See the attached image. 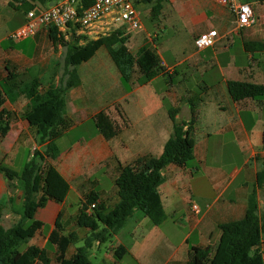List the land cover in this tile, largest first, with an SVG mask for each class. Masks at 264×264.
<instances>
[{
    "label": "crops",
    "instance_id": "1",
    "mask_svg": "<svg viewBox=\"0 0 264 264\" xmlns=\"http://www.w3.org/2000/svg\"><path fill=\"white\" fill-rule=\"evenodd\" d=\"M54 2L0 0V82L7 80L17 88L38 77L45 90L68 78L67 49L50 39L53 26H43L23 39L10 38L24 23L28 10ZM246 2L254 10L255 21L236 33V16L225 5L213 0H164L154 16L163 33L160 38L155 33L159 40L153 47L167 73L160 72L146 83H138L136 68L132 82L124 84L104 46L75 66L80 82L67 88L64 110L73 124L56 140L60 153L51 160L54 173L49 176V189L59 200L49 198L36 208L34 217L43 226L27 245L46 247L54 257L56 246L49 243L48 236L58 217L65 232L76 231L84 243L89 229L79 227L76 216L86 195L95 192L110 207L120 202L116 186L119 164L163 152L173 133L172 108L177 109L178 121L190 119L192 106L197 114L192 130L193 159L185 166L168 164L162 169L164 180L158 189L166 218L156 224L136 209L111 238L93 242L89 249L92 263L116 264L114 249L121 244L128 252L119 264H186L191 246L213 247L220 237L219 225L243 217L264 162V99L234 100L228 88L230 80L264 83V47L246 46L250 41L264 43V1ZM125 27L131 33L123 34L128 35L134 53L151 39L150 34L141 37L137 30ZM139 29H144L142 21ZM210 29L218 31L214 45L197 48L195 38ZM10 74L15 77L9 79ZM28 101L20 95L3 105L14 118L0 136V163L15 170L22 148L28 150V161L34 149L43 146L36 140V127L24 115ZM104 108L120 128L109 139L93 120ZM237 155L238 162L234 160ZM257 195L261 213L264 187L257 188ZM21 196L18 182L0 172V200L8 199L5 206L0 205V224L11 226L19 219L10 198L18 201ZM79 240L69 247L68 256L83 245ZM262 251L264 255V240ZM49 264L59 263L53 260Z\"/></svg>",
    "mask_w": 264,
    "mask_h": 264
},
{
    "label": "trees",
    "instance_id": "2",
    "mask_svg": "<svg viewBox=\"0 0 264 264\" xmlns=\"http://www.w3.org/2000/svg\"><path fill=\"white\" fill-rule=\"evenodd\" d=\"M148 1H154L153 13L157 14L164 0ZM72 34L73 38L67 40L57 28H50V39L67 49L65 61L69 66V76L64 83L52 84L42 90L38 77L17 88L11 87L7 80L0 82V136L14 118V113L3 106L4 102L24 95L29 100L24 115L36 127V140L43 145L34 149L32 157L24 163L21 171L0 163V172L9 181L16 180L22 190L20 201L15 197L10 198L18 209L19 219L11 226L0 224V264H49L53 260L59 264H93L89 257L93 242H105L111 238L136 209L142 210L156 224L164 221L166 212L158 189L164 180L162 169L168 164L185 166L194 157L195 139L192 130L197 110L192 106L190 119L178 121L177 109L172 108L169 112L174 121L173 133L165 143L163 152L159 156L144 155L130 163L119 164L116 186L120 202L110 207L99 201L97 193L86 195L76 216L77 225L89 229L83 245L78 246L72 255H67L69 247L78 242L79 235L76 231L65 232L59 217L48 236L49 243L56 246L54 257L49 255L46 247L27 245L43 226V222L34 217L36 208L49 198L59 200L49 189V176L54 173L51 160L60 153L56 140L73 124L64 110L67 88L80 82L75 66L88 60L98 48L104 46L126 85L132 82L136 68L140 72L137 78L139 84L148 82L160 72L167 73L151 44H143L134 53L128 46V35L120 29L97 38L76 35L75 32ZM246 46L264 47V43L250 41L246 42ZM14 77L10 74L9 79ZM228 88L234 100L246 97L264 99V83L230 80ZM93 120L97 130L108 139L120 131L105 108L96 112ZM258 187H264V162L257 172L256 186L248 197L243 217L221 223L220 237L213 247L191 246L186 264H264V209L260 213ZM93 203L95 206L91 207ZM127 252V248L121 244L114 249L118 260L116 264Z\"/></svg>",
    "mask_w": 264,
    "mask_h": 264
},
{
    "label": "built area",
    "instance_id": "3",
    "mask_svg": "<svg viewBox=\"0 0 264 264\" xmlns=\"http://www.w3.org/2000/svg\"><path fill=\"white\" fill-rule=\"evenodd\" d=\"M145 0H55L45 8L26 12L23 24L15 28L10 38L23 39L36 34L43 26L50 25L67 37L71 32L91 38L108 35L120 26L131 30L141 27L136 3ZM229 7L236 16L234 31L239 33L255 21L254 10L250 3L241 0H213ZM218 37L216 29L201 32L195 38L199 49L211 47ZM95 204H91L94 207ZM193 208L199 209L194 203Z\"/></svg>",
    "mask_w": 264,
    "mask_h": 264
},
{
    "label": "rangeland",
    "instance_id": "4",
    "mask_svg": "<svg viewBox=\"0 0 264 264\" xmlns=\"http://www.w3.org/2000/svg\"><path fill=\"white\" fill-rule=\"evenodd\" d=\"M153 4H154V1H148V0L138 1L136 3V9L138 10L139 17H140V19H141V21H142V23L144 25V29H137V32H138L139 36H141V37L149 36V34H150L151 35V39H148V43L151 44L152 46L154 45L153 42L157 43V41L159 40L160 36L163 33V31L160 30L159 28H157V26H156V20L157 19L154 16H157V15L156 14H151L150 11H149L150 8L153 6ZM169 4L171 5L170 2L166 3V5H169ZM117 29H120L123 32L127 31V33L130 32L125 26H122L120 28L118 27ZM155 33H158L159 38L154 36ZM72 38H73L72 32L67 37H65V39H67V40H71ZM152 39H153V41H152ZM27 155H28V150H25V149L22 148L19 151V156H18L17 161H16V169L18 171L22 170L24 162L26 161ZM234 160L237 161V162L240 161V156L237 155L234 158ZM189 162H191V161H189ZM11 188L13 189L15 187L13 186ZM7 201H8V199L6 197L4 199L0 200L1 207L5 206L7 204ZM18 201H20V197H19ZM79 241H80L79 244H83V243H81V240H79Z\"/></svg>",
    "mask_w": 264,
    "mask_h": 264
}]
</instances>
